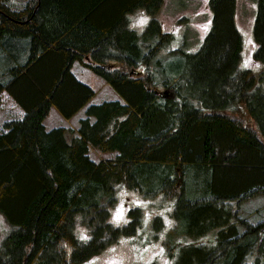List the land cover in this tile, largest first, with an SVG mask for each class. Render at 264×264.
Returning a JSON list of instances; mask_svg holds the SVG:
<instances>
[{
  "label": "trees",
  "instance_id": "1",
  "mask_svg": "<svg viewBox=\"0 0 264 264\" xmlns=\"http://www.w3.org/2000/svg\"><path fill=\"white\" fill-rule=\"evenodd\" d=\"M256 1L260 60L264 0ZM162 4L0 0V94L24 111L0 126V212L14 226L0 264H80L136 232L146 211L157 228L170 218L163 245L172 264H264V221L239 215L242 200L264 194V84L239 65L236 0L207 1L212 24L200 49L186 59L167 55L171 73L159 85L141 64L150 65L173 33L153 17L141 35L129 14L155 15ZM77 61L124 101L90 105L78 129L48 130L53 106L71 118L95 95L74 74ZM245 110L250 118L237 115ZM90 145L116 157L96 161ZM122 187L141 196L127 225L113 220ZM77 222L90 230L87 240L76 235Z\"/></svg>",
  "mask_w": 264,
  "mask_h": 264
},
{
  "label": "rangeland",
  "instance_id": "2",
  "mask_svg": "<svg viewBox=\"0 0 264 264\" xmlns=\"http://www.w3.org/2000/svg\"><path fill=\"white\" fill-rule=\"evenodd\" d=\"M208 0H163V4L155 15H151L144 9H139L129 14L131 28L143 35L145 30L154 17L162 21L164 32L173 33L170 43L162 48L151 61L150 65L142 61L141 68L149 67L151 72L156 75V83L162 85L164 77H169L171 70L167 68V63L163 59L169 54L186 59L189 54L198 51L206 37L207 31L212 24V9L207 4ZM25 0H13L16 5H22ZM258 5L256 0H236L235 19L237 26L242 34L241 68L249 67L256 75V80L264 84V59L254 60L253 54L257 49L254 41V23H256V11ZM145 21L140 23V21ZM147 37V36H143ZM153 40V41H151ZM27 39H24L26 45ZM155 42L154 37L142 40L145 47H149ZM151 43V44H150ZM149 50V48H145ZM3 45H0V53ZM151 50V49H150ZM2 56L0 54V72L6 67L2 65ZM74 74L83 82L90 85L95 95L93 98L73 117L66 118L56 108L52 107L49 116L45 120L48 130L70 126L78 129L81 118L86 116L87 108L92 104H99L106 100H121L122 96L106 80L97 74L90 67L80 61L75 62L73 66ZM246 111V110H245ZM19 106L5 93L0 96V122L5 118H17L21 116ZM245 119L250 118L251 114L246 111L237 112ZM116 151H102L90 145V156L99 161L102 159H112L116 157ZM116 205L113 207V217L116 223L127 225L133 218L127 215L128 209L135 208L140 203V194L136 190L122 187L117 195ZM151 199H147L145 207H152ZM123 213L117 220L118 213ZM163 212V210H161ZM239 215L246 216L252 222L264 221V194H255L250 199L240 202ZM153 213L145 212L142 218V225L134 233H123L118 240L108 245L101 253L91 257L80 264H172V257L164 252L163 238L167 236L170 218L166 220L164 226H154L149 222ZM145 224V225H144ZM146 226V227H145ZM13 225L8 222L6 217L0 212V244L4 238L12 231ZM150 229L145 230V229ZM76 235L87 240L91 236L90 230L86 225L77 222L75 227Z\"/></svg>",
  "mask_w": 264,
  "mask_h": 264
},
{
  "label": "crops",
  "instance_id": "3",
  "mask_svg": "<svg viewBox=\"0 0 264 264\" xmlns=\"http://www.w3.org/2000/svg\"><path fill=\"white\" fill-rule=\"evenodd\" d=\"M3 93H5V94H7L12 100H13V98L6 92V91H4V92H2L1 94H0V96L3 94ZM14 101V100H13ZM15 102V101H14ZM16 103V102H15ZM17 104V103H16ZM19 108H20V111H21V113H22V115L21 116H18V117H22L23 115H24V111H23V109L19 106ZM17 117V118H18ZM12 119H14L13 117L12 118H5L3 121H1L0 122V126L5 122V121H7V120H12Z\"/></svg>",
  "mask_w": 264,
  "mask_h": 264
},
{
  "label": "snow or ice",
  "instance_id": "4",
  "mask_svg": "<svg viewBox=\"0 0 264 264\" xmlns=\"http://www.w3.org/2000/svg\"><path fill=\"white\" fill-rule=\"evenodd\" d=\"M145 21H143V20H141L140 21V23H144ZM123 215V213L121 212V213H118V215H117V220H119L120 219V217Z\"/></svg>",
  "mask_w": 264,
  "mask_h": 264
}]
</instances>
